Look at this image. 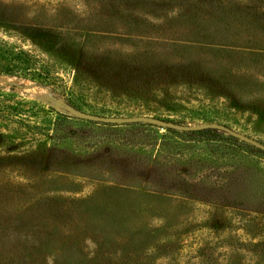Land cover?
I'll return each mask as SVG.
<instances>
[{
    "label": "rangeland",
    "instance_id": "obj_1",
    "mask_svg": "<svg viewBox=\"0 0 264 264\" xmlns=\"http://www.w3.org/2000/svg\"><path fill=\"white\" fill-rule=\"evenodd\" d=\"M186 36L252 52L198 59L161 39ZM0 41L52 76L44 85L0 74L5 253L33 264L264 256L263 151L221 131L103 124L65 110L181 124L205 114L264 143V0H0ZM171 52L188 56L184 66ZM14 101L35 105L15 115Z\"/></svg>",
    "mask_w": 264,
    "mask_h": 264
},
{
    "label": "trees",
    "instance_id": "obj_2",
    "mask_svg": "<svg viewBox=\"0 0 264 264\" xmlns=\"http://www.w3.org/2000/svg\"><path fill=\"white\" fill-rule=\"evenodd\" d=\"M180 12H181V8H179ZM217 10H220V8H217ZM192 12H195L193 10H191ZM198 12V11H196ZM199 14L201 12H198ZM203 16V15H202ZM205 17V15L203 16ZM240 25H243L241 22L239 23ZM187 39H173V38H161L163 40H169L170 44L169 46H172L173 48H182L185 50H190V49H197L196 50V54H195V58L199 59V54L197 53L198 51H207V50H213L216 52L219 51H225L227 49H237V47H242V49L244 51H250L252 52L251 49H246L243 46H237V45H227V44H214L215 46H220V47H211L208 48L209 46H205V45H210L209 42H204V41H200V40H195L197 38H192L191 36H186ZM226 45V46H225ZM6 48V44L4 42L0 41V74L1 73H7V74H19L21 76L24 77H30L31 80L33 81H37L40 84H50V79H52L51 74L49 73V71L46 68H43L42 66H40L37 62V59L35 58V56L33 54H31L29 51L20 49L15 47L16 51H11L9 52L8 50H5ZM177 51V49L175 50ZM13 52V53H12ZM15 52V53H14ZM173 56H177L178 59H180L179 63L182 64V66H184L185 61L187 60L188 56L184 55L183 52H171ZM172 55H170L167 58L172 59ZM203 59V58H201ZM201 59L199 61H201ZM190 61V60H189ZM187 62V61H186ZM11 97H14L15 94L11 93L10 94ZM35 103V102H33ZM31 104L29 105V101L27 103L25 102H19V101H14V104H10L9 107V111L11 113H16L15 115H17V111L19 110L18 107H26L28 110L27 111H31L33 108L32 106H34L35 104ZM42 106H41V110H42ZM40 111V110H39ZM49 111H54V109L50 108ZM113 114H119V112H114L111 113L110 115ZM62 117H64V115H61L60 113H57V120H61ZM194 119H198L201 120L203 122H212L214 121L211 117L205 116V114H199L195 117H193ZM169 120V119H167ZM173 121V120H171ZM176 122V121H175ZM169 131H173L171 129H167ZM206 132H212L215 130L212 129H206L203 130ZM85 215V214H84ZM82 217V216H80ZM3 232H2V227L0 225V264H33L32 262H27L25 259L26 255L25 254H21L20 260L21 262H19L17 260V257H15V255H12L11 252H7L5 253V248L4 245H6L5 241L3 240ZM66 250L64 249V251L62 253L65 254ZM69 257V261L68 264H75L77 259L74 258V256L71 254L68 256ZM18 258V259H19ZM250 264H264V256H252L250 258V260H248ZM27 262V263H26Z\"/></svg>",
    "mask_w": 264,
    "mask_h": 264
},
{
    "label": "water",
    "instance_id": "obj_3",
    "mask_svg": "<svg viewBox=\"0 0 264 264\" xmlns=\"http://www.w3.org/2000/svg\"><path fill=\"white\" fill-rule=\"evenodd\" d=\"M65 110L76 118L86 121L96 122V123H103V124L145 123V124H150L161 128L172 129L177 131H199V130L212 129L216 131H221L227 135H230L238 139L241 142L249 144L264 152L263 142L219 122L181 124L150 115L108 116V115H100V114L82 111L71 105H65Z\"/></svg>",
    "mask_w": 264,
    "mask_h": 264
}]
</instances>
